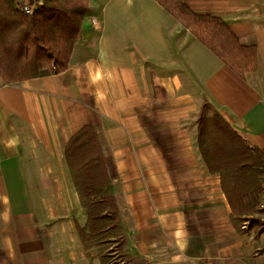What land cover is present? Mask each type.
<instances>
[{
	"label": "crops",
	"instance_id": "crops-1",
	"mask_svg": "<svg viewBox=\"0 0 264 264\" xmlns=\"http://www.w3.org/2000/svg\"><path fill=\"white\" fill-rule=\"evenodd\" d=\"M222 18L258 69L240 77L155 0H91L69 69L0 89V264H89L64 149L96 131L127 252L151 264H264L197 145L207 100L264 154V0H184ZM264 219V216H263Z\"/></svg>",
	"mask_w": 264,
	"mask_h": 264
},
{
	"label": "trees",
	"instance_id": "trees-1",
	"mask_svg": "<svg viewBox=\"0 0 264 264\" xmlns=\"http://www.w3.org/2000/svg\"><path fill=\"white\" fill-rule=\"evenodd\" d=\"M240 77L258 69L256 46L243 45L222 18L195 13L184 0H155ZM91 0H0V89L55 76L70 67ZM28 7L31 13L25 8ZM197 145L220 174L239 234L264 233V154L204 100ZM64 158L86 217L77 233L89 264H151L127 252L112 179L94 128L70 138Z\"/></svg>",
	"mask_w": 264,
	"mask_h": 264
},
{
	"label": "built area",
	"instance_id": "built-area-1",
	"mask_svg": "<svg viewBox=\"0 0 264 264\" xmlns=\"http://www.w3.org/2000/svg\"><path fill=\"white\" fill-rule=\"evenodd\" d=\"M25 10H26L28 13H31V10H30L28 7H26Z\"/></svg>",
	"mask_w": 264,
	"mask_h": 264
}]
</instances>
